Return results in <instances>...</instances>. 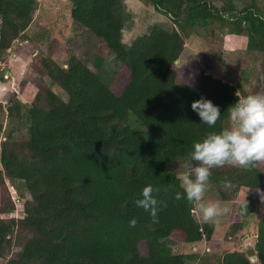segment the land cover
Instances as JSON below:
<instances>
[{"label":"trees","instance_id":"1","mask_svg":"<svg viewBox=\"0 0 264 264\" xmlns=\"http://www.w3.org/2000/svg\"><path fill=\"white\" fill-rule=\"evenodd\" d=\"M68 1L73 23L119 63L121 83H105L75 55L65 64L42 57L39 67L55 89L44 88L30 105L15 91L6 94L1 119L9 127L0 120V136L6 131L0 188L5 178L21 182L29 199L17 207L21 217L10 216L14 211L7 207L0 216V259L17 245L4 264H187L166 241L210 243L216 226L197 222L195 204L175 199L184 191L178 174L186 170L193 143L229 127L227 108L246 95L204 72L177 67L182 35L195 25H225L231 35L246 36L248 52L264 54V17L254 3L237 11L231 0H212L224 3L218 9L207 0H150L174 28L153 27L127 45L115 13L118 0ZM36 7V0H0L1 57L13 42L28 40ZM201 96L220 107L214 127L200 123L191 108ZM259 162L213 168L209 186L222 201L240 192L264 193ZM225 178L233 187L221 186ZM149 184L160 206L155 219L135 204ZM239 213L252 211L243 206ZM241 229L232 226L229 236ZM253 247L257 264H264V219L257 223ZM215 264L252 263L243 250L225 253Z\"/></svg>","mask_w":264,"mask_h":264},{"label":"rangeland","instance_id":"2","mask_svg":"<svg viewBox=\"0 0 264 264\" xmlns=\"http://www.w3.org/2000/svg\"><path fill=\"white\" fill-rule=\"evenodd\" d=\"M36 1L37 7L32 22L25 32L28 40L13 42L6 55L0 56V120L6 128L8 123L5 119H1V116L5 112L3 104L7 93L15 91L22 103L30 105L44 88L55 89L39 67L42 57H50L65 64L69 55H75L87 60L105 83L111 86H118L121 83L117 74L119 63L114 56L101 48L91 33L73 23L68 0ZM118 1L115 13L123 22L122 40L127 45L137 37L147 34L153 27L167 31L174 28L170 16L158 13L150 0ZM207 1L212 2L217 9L224 4L222 1ZM231 2L237 11L242 10L246 4L254 3L255 8L264 17V0H231ZM195 26L182 35L183 51L176 61V66L194 73L204 72L211 75L231 85L240 95H264V54L259 51L248 52L246 36L231 35L225 25L223 29L212 23ZM58 93L66 100L62 92L58 91ZM5 134L6 131L0 136V143ZM14 137L16 142L20 140L18 134ZM259 164L264 174V160ZM4 182V187L0 188V216H3L7 207L14 211L10 216L19 218L22 213L17 207L28 200L29 195L22 188L21 182H13L6 178ZM16 200L19 202L14 203ZM204 201L218 202L222 206L227 205L231 210L217 218V222H211L215 223L216 228L210 243L178 245L171 240L166 241L173 253L185 255L187 264H215L216 260L225 253L245 251L244 244L247 240L252 246L254 245L257 223L264 219L263 192L254 195L240 192L234 199L222 201L217 192L208 186ZM243 206L252 211V214L240 215L239 207ZM194 218L197 222L203 223L196 205ZM234 225L241 226L242 229L235 235L229 236V230ZM246 237L247 239L244 240ZM19 241L21 242L22 239L20 238ZM18 250L19 247L16 245L10 252ZM10 252L9 249L5 251L0 264L5 263V257H8Z\"/></svg>","mask_w":264,"mask_h":264},{"label":"clouds","instance_id":"3","mask_svg":"<svg viewBox=\"0 0 264 264\" xmlns=\"http://www.w3.org/2000/svg\"><path fill=\"white\" fill-rule=\"evenodd\" d=\"M191 108L200 118V123L214 127L221 118L220 107L210 99L201 96L192 102ZM231 127L222 128L219 132H210L202 140L193 143L192 151L185 162V171L178 174L183 194L175 193V199H186L195 204L203 222H217V218L230 212L227 205L218 202H205L204 196L212 176V169L225 165L247 168L254 161L264 160V95L250 94L238 97L235 103L227 108ZM225 189L233 187L225 178L221 181ZM154 191L151 184L141 192L142 198L135 204L148 211L153 219L160 210L157 199L151 195ZM166 207L165 205H162ZM135 219L129 222L135 227Z\"/></svg>","mask_w":264,"mask_h":264},{"label":"water","instance_id":"4","mask_svg":"<svg viewBox=\"0 0 264 264\" xmlns=\"http://www.w3.org/2000/svg\"><path fill=\"white\" fill-rule=\"evenodd\" d=\"M247 239L244 238V240ZM244 249H245V253L247 255V257L249 258V260L251 261L252 264H257V256L254 250V247L252 246V243L250 241L247 240V242L244 244Z\"/></svg>","mask_w":264,"mask_h":264}]
</instances>
